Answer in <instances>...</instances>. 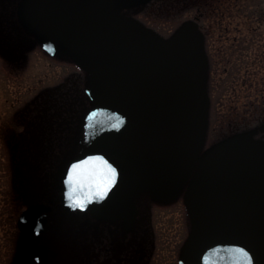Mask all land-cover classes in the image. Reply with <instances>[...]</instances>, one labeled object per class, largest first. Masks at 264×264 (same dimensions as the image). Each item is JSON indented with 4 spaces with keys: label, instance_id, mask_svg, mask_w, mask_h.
Segmentation results:
<instances>
[{
    "label": "rangeland",
    "instance_id": "1",
    "mask_svg": "<svg viewBox=\"0 0 264 264\" xmlns=\"http://www.w3.org/2000/svg\"><path fill=\"white\" fill-rule=\"evenodd\" d=\"M75 1L68 0L67 3L74 6L77 5ZM172 1L125 0L117 4L118 8L132 5L135 17L160 27L166 34H172L177 25L180 27L191 19L196 7L206 12L202 27L208 29L204 44L210 49L205 48V53L212 55V74L216 78L211 95L213 106L205 93L203 73L207 62L205 53L200 50L203 46L200 34L192 42L178 77L149 105L128 107L116 96L120 90L92 78L90 95L95 113L89 128L84 132L81 129V132L88 137L87 148L107 147L123 162L125 173L114 196L107 202L95 204L89 212L63 211L58 204L61 192L36 184L38 172L35 167L33 170L29 167L30 162L36 166V160L30 155L39 151L40 141L50 136V130L58 124L60 109L64 113L67 111L70 89L80 86L76 81L81 72L74 65L45 54L41 47L27 45L29 51L22 59L23 68L9 73L12 70L5 68L0 52V249L6 246L0 252L3 264H10V254L15 252L18 244L13 241L17 228L11 224L13 219L17 221L22 208L16 200L22 199L24 204L36 203L47 200L51 193L59 196L54 201L56 207L49 213L48 230L23 241L28 251L23 264H126L127 257L120 256L123 254L122 242L114 243L116 251L113 254L111 251L113 238L118 236L116 224L114 228L109 227L107 240L99 241L101 254L83 246L88 242L86 231L98 226V218L113 220L122 215L127 218L124 224L132 225V219L136 222L142 217L145 220V234L141 231L139 238L134 240L132 258L136 264H176L179 243L187 233L188 223L185 200L180 197L185 187L183 178L189 174L187 165L194 160L202 141L205 144L208 136L210 145L223 148L226 141L223 130L228 121L235 119L246 124L256 112L263 120L264 129V0L219 1L212 7L192 0ZM21 5L29 25L35 28L33 0H23ZM222 11L227 13L224 19L219 17L225 14ZM127 12L131 13L130 10ZM121 20L133 22L125 16ZM225 26L231 28L227 35H223ZM253 27H257L256 30H250ZM234 41L237 43L230 47ZM244 76L247 77L245 81ZM259 98H263V106L259 104ZM21 120L27 124L26 130L21 127ZM205 125L207 131L210 127L208 135L203 131ZM61 173H57L60 178ZM143 191L155 198L172 200V203L147 202L142 205L143 199L138 209L144 206L146 213L141 212L138 216L131 195ZM6 196L10 205L4 204ZM143 196L150 198L148 194ZM176 196L177 200L173 201ZM6 234L11 237L9 241ZM37 243L48 247L45 260L37 258L33 251ZM91 251L96 252L95 256Z\"/></svg>",
    "mask_w": 264,
    "mask_h": 264
},
{
    "label": "water",
    "instance_id": "2",
    "mask_svg": "<svg viewBox=\"0 0 264 264\" xmlns=\"http://www.w3.org/2000/svg\"><path fill=\"white\" fill-rule=\"evenodd\" d=\"M43 1L39 0L37 4L38 13L62 48L101 83L120 90L116 96L128 107L133 104L145 106L157 100V96L178 77L187 52L198 35L195 21L184 23L170 38L152 27L125 22L112 0H88L76 8L55 7L51 18L43 14ZM143 77L147 78V85L139 82ZM223 144V148L217 146L204 154H194V161L203 166L196 167L185 194L191 217L201 229L216 233L233 228L247 216L249 206L245 200L244 181L227 176L219 165L210 163L209 158L215 159L219 154L223 160L235 150L247 147L256 151L259 148V141L244 140L228 148L227 142ZM96 158L115 170L114 179L97 160L100 167L90 166L89 170L99 172V176L81 173L77 180L69 181L73 165ZM124 173L123 162L104 146L92 147L72 156L62 174L61 206L66 211H88L95 204L107 202L121 185ZM107 179H113V182L103 195H98ZM76 200L83 201V206H74ZM52 208L51 203L45 202L29 205L19 215L18 227L25 235L44 231L47 225L44 211ZM37 252L44 257L46 245H40Z\"/></svg>",
    "mask_w": 264,
    "mask_h": 264
},
{
    "label": "flooded vegetation",
    "instance_id": "3",
    "mask_svg": "<svg viewBox=\"0 0 264 264\" xmlns=\"http://www.w3.org/2000/svg\"><path fill=\"white\" fill-rule=\"evenodd\" d=\"M112 1L114 2V4H116L117 2H123L125 0ZM153 1L163 3L167 2L168 0H150V2ZM183 1L186 2L185 0H173L172 2ZM219 1L229 0H192L193 3H208L209 5H211V7L213 3H217ZM38 2L39 0H33V5H35V7L33 8V15L34 18L38 20V23L40 25V28L35 30V32H37L38 34L45 33L47 35H51L42 17L38 13ZM67 2L68 0H44L42 3V11L44 16L47 18H51V12H53L52 10L55 7L65 6L64 4H68ZM75 2H77V5L70 6L68 4L69 6L66 7L76 8L87 1L77 0ZM235 3L238 5L237 1H235ZM221 13L225 14L219 15L220 18L224 19V16L227 17V13L225 11H222ZM205 14L206 12L201 11L199 10V7H196V11L193 13L192 18L195 19V21H197L201 26L203 24L202 19L203 17H205ZM224 29L223 35H227L229 30H231V28H229L228 26H225ZM254 30H256V28H254ZM207 48L209 47L207 46ZM258 57H260V55H258ZM258 57L257 62L260 60ZM246 73L247 71L245 72V75ZM258 90L260 92L259 87L257 88V91ZM253 115H255V117L246 124L235 119L228 121V124L223 131L226 135L225 142L228 143L227 148L244 140H249L259 141L258 150L253 151L246 147L242 150L233 151L228 158L223 160H221L222 158L219 154L215 157V159L209 158V162L219 165L227 176L240 178L244 181L243 187L245 190V200L247 205L249 206L247 216L237 224H235L233 228L222 233H216L215 231L201 229L199 224L191 217V219H189L187 223V233L184 239L179 243L176 264H264V129L262 128V118L258 117L257 112L253 113ZM207 138L205 141L206 148L213 145H210V142ZM196 165L198 169L203 166V164H200L198 162L196 163ZM35 171H37V167H35ZM6 200L7 199L5 198V205L7 204ZM41 201L42 200H39L37 202ZM43 201L53 203L51 199ZM53 210L54 205L51 211H44V215L47 218L46 229L42 232H35L29 235H25L21 231V229L18 228L17 221L15 222L13 219L11 224H14V227L17 228H15L17 235L16 237H14L13 241L17 242L18 244L15 252L10 254V264H23V258L28 252L27 248L23 246V241L28 240L33 235L44 233L48 230L50 219L49 213H51ZM115 228L116 230H118V236L116 235L113 238L111 246L112 254L114 253V251H116L117 247L114 243L122 242L124 244L121 249L123 250V254H120V256L124 255L127 257L126 264H136L132 257L134 255L133 252H135L134 240L139 237L135 238V236L131 235L130 233L132 232V230H130L128 226H126V230L123 231V234L121 235L118 222H116ZM5 236L9 241L11 237L8 236V234H6ZM7 239L5 238V242H7ZM124 240L125 242H123ZM129 243L130 245H126ZM6 244L9 243L7 242ZM40 245L46 244H35L33 247V251L35 255H37V258H39L40 260H45L49 253L48 247L46 245L47 253L44 257H42L37 252V248ZM4 248H6V246H3L2 249H0V252H2ZM101 248L102 246L99 247L100 254L102 250ZM129 249L131 250V253H129ZM0 264H3L1 259Z\"/></svg>",
    "mask_w": 264,
    "mask_h": 264
},
{
    "label": "trees",
    "instance_id": "4",
    "mask_svg": "<svg viewBox=\"0 0 264 264\" xmlns=\"http://www.w3.org/2000/svg\"><path fill=\"white\" fill-rule=\"evenodd\" d=\"M21 4H22L21 0H0V28H1L0 52L1 54H3L2 58L4 59L5 68L12 70V71L7 70V71L11 73L16 71L17 69L23 68V65L21 64L22 59L24 55H26L27 52L29 51L27 50L28 49L27 45H33L35 47L36 46L41 47V49L45 51V54H49L50 56H52L57 60H60L67 64L74 65L81 72L79 80L76 81L80 83L81 87L80 86L77 87L78 89L75 88L70 89V94L68 95L69 96L68 99L70 101L66 105L67 111H65L64 113L62 112L63 109L62 108L60 109L61 110L60 114H58L59 115L58 124L50 130L49 132L50 136H46L44 141H40L39 151H35L30 155L31 159L36 160L37 162L36 166H33L31 162L29 163V167L32 170L34 169V167H37L36 172H38L39 177L36 179L37 180L36 184H38L39 186H45L49 190L52 188L53 190L58 191V187L61 184L60 182L61 180H59L58 174L59 171L62 172V170L64 169L67 158L87 149L86 145L89 140L88 137H85L82 134L81 129L84 132L87 128H89L91 119L93 118V114L95 113V104L92 99V96L90 95V90L92 84L91 79L94 78L96 81H98V79L90 71H88L87 69L76 63L74 59L63 50L62 46L60 45V41L56 37L54 36L50 37V35H47L45 33L38 34L37 32H35V30L40 28L38 20L36 19L35 28L29 25L28 19L24 15ZM128 10H130L131 13H128L127 12ZM155 10H157V8H155ZM119 14L128 16L129 18H132L134 21L138 23L150 25L155 29H157L158 31H160L161 33H163L160 27H157L154 24H149L147 21H145V19L135 17L132 12V5L121 7ZM180 23L182 24L183 21ZM163 24H165V22ZM181 24H179V26ZM176 27L178 29V25ZM257 27H253L250 30H254V28ZM174 33L175 31L172 34H166V33L163 34L166 36H171ZM206 34H207V29L204 30V35L206 36ZM236 43H237L236 41L231 42L230 47H234ZM205 48H207V45ZM3 51H5L6 54H4ZM202 51L205 53V49H203ZM211 56H207V55L205 56L207 66L203 73V78H205L204 81H206L205 92L209 97L210 105L213 106L211 95L214 89L213 82L216 78L214 77V74H212L213 67H212ZM243 81H245V79ZM259 99H260L259 104L263 106L262 103L263 98H259ZM150 114H152V112H150ZM207 117H208V108L206 110V119ZM211 118H212V114H211ZM21 124L23 130H26L27 124H25L23 120H21ZM195 169L196 167L193 161L191 162V164L187 165V171L189 174H187L183 178V181L185 182V187L190 181ZM147 194L150 197L149 199L148 197L145 198L143 196ZM180 195L179 196L181 197V199L182 198L184 199V190L183 192H181ZM18 197L20 198V196ZM8 198L9 197L6 196L7 199L6 205H10L11 203ZM174 198L175 199H173V201L177 200L178 196ZM132 199L135 205V212L136 214H138V216L141 215V212L144 213V211H146L145 209L143 210L144 206H142V209H138V204L143 199L144 202L142 205L146 204L147 202L156 205H168L172 203V200H164L163 198H157V197L155 198L151 196V194L148 191H143L140 194H132L131 200ZM18 201H20L21 205L23 204L22 199L16 200V202L20 204ZM119 218L120 219L115 218L113 220H105L102 218L101 219L98 218L97 221L100 222L98 226L94 230L91 229L90 231L89 230L86 231V235L88 236V242L86 245H83L84 248L89 246L95 251L97 250L98 252H100L99 247L101 246V244L99 241L105 242L107 240L106 238L109 236L108 229L109 227L114 228L116 224L115 221L118 222L119 231H121L120 233L121 235L123 234V231L126 230V226H128L130 230H132L130 234L135 236V238L138 237V234H140L141 231H143L142 235L145 234L144 229L146 225L144 226L145 224L144 217H142L143 218L142 220L136 217L137 218L136 222L133 221L132 219L131 221L132 225L124 224L125 220H127L125 215H122ZM91 219L95 220L93 215H91ZM109 222H111L112 225L109 224ZM75 236H77V234ZM107 246H110V244H108ZM95 251H91V254L93 253L95 254L96 253Z\"/></svg>",
    "mask_w": 264,
    "mask_h": 264
},
{
    "label": "snow or ice",
    "instance_id": "5",
    "mask_svg": "<svg viewBox=\"0 0 264 264\" xmlns=\"http://www.w3.org/2000/svg\"><path fill=\"white\" fill-rule=\"evenodd\" d=\"M116 127H118L119 125H115ZM97 160H100V158H96L95 160H90V161H85L83 164H77V165H73L72 171L69 175V181H74L77 180V178L80 176L81 173H88V175H96L99 176V172L97 173H92L90 172V166L91 167H100V165L97 164ZM100 164H102L104 166V168L107 170L108 174L114 179L115 177V170L112 169L110 166H108L106 164V162L100 160ZM85 179H87V176L84 177ZM113 179H107L103 185L102 188H100L98 190V195H103L108 187H110L111 183L113 182ZM75 189H73L74 191ZM90 199V197H89ZM74 206H83V201L80 200H76L74 201Z\"/></svg>",
    "mask_w": 264,
    "mask_h": 264
},
{
    "label": "bare ground",
    "instance_id": "6",
    "mask_svg": "<svg viewBox=\"0 0 264 264\" xmlns=\"http://www.w3.org/2000/svg\"><path fill=\"white\" fill-rule=\"evenodd\" d=\"M139 82H141L142 84H145V85L148 84V80H147L146 77H143L142 79H140ZM93 254H94V253H93ZM93 256H95V254H94ZM91 258H93V257H91Z\"/></svg>",
    "mask_w": 264,
    "mask_h": 264
}]
</instances>
